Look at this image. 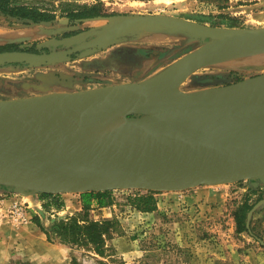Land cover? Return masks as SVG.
<instances>
[{"label": "rangeland", "instance_id": "rangeland-1", "mask_svg": "<svg viewBox=\"0 0 264 264\" xmlns=\"http://www.w3.org/2000/svg\"><path fill=\"white\" fill-rule=\"evenodd\" d=\"M19 1L48 11L53 18L26 23L0 14V46L18 43L19 48L26 49L35 42L34 49L46 53L73 46L69 39L73 33L62 34L77 29L74 27L81 20L73 21L66 10L82 9L85 5H100L110 13L108 16L153 14L221 29L264 27V0ZM121 25L122 31L117 35L120 38L113 43L73 52L65 60L0 65V100L80 92L122 82L156 79L164 74L174 78L179 71L169 72L173 64L199 53L215 41L208 35L193 36L161 25ZM29 28L42 32L33 38L6 39ZM249 42L260 43L259 40ZM226 49L216 51L204 65L174 87V91L223 90L264 73V48L234 53L225 52ZM120 119L119 112L115 122L120 124ZM140 131L149 134L142 128ZM70 136L68 133L64 139L69 141ZM75 136L71 138H81L80 141L89 137L78 131ZM93 138H97L96 134ZM97 142V139L83 141L78 147L111 152L106 146L101 147L103 142ZM263 180L264 176L176 190L109 189V204L102 207L93 204L86 212L89 219L116 221V227L105 237L104 256L86 247L48 240L32 220L37 216L42 227L49 229L52 222L60 218L83 217L82 191L46 197L44 202L50 208L45 210L40 198L44 192L0 183V264H264ZM246 196L253 203L246 215L248 231L237 232L233 211ZM145 201L148 209L143 208ZM15 202L21 207L19 215L11 211ZM56 203L61 204L62 209H55L53 204Z\"/></svg>", "mask_w": 264, "mask_h": 264}, {"label": "water", "instance_id": "water-1", "mask_svg": "<svg viewBox=\"0 0 264 264\" xmlns=\"http://www.w3.org/2000/svg\"><path fill=\"white\" fill-rule=\"evenodd\" d=\"M110 21L128 24L161 25L187 32L193 36L208 35L215 38L208 47L192 59L174 78L144 79L122 82L106 88L129 92L135 105L127 109L122 120L147 131L146 135L183 138L189 128L167 127L130 117L133 113H169L183 117L205 118L226 115L229 120L207 134L188 137L186 142L199 147L236 149L231 155L199 161H174L157 155H138L133 152L110 153L95 150L45 145L29 147L4 138L0 134V183L28 188L44 193L68 191L109 190L118 188H144L176 190L196 185L229 183L264 176V112L252 115V106L232 105L220 98L199 93L179 91L178 100H163L159 93L173 89L194 70L204 65L216 51L239 42L264 44V27L221 29L183 18L153 14H117L107 16ZM32 23L31 19H22ZM85 20V19H80ZM263 40V41H262ZM115 40H88L58 52H33L23 49L0 51V65L23 62L36 65L67 59L73 52H84L92 47H104ZM165 75V74H164ZM255 79V78H252ZM235 85V84H234ZM85 91L38 95L21 100H0V116L15 118L30 105H55L70 97H82ZM121 97L111 93L88 102L82 111H90L119 103ZM234 113H238L233 116ZM163 124V123H162ZM196 130L195 127H190ZM190 130V131H191ZM184 139V138H183ZM264 181V180H263Z\"/></svg>", "mask_w": 264, "mask_h": 264}, {"label": "bare ground", "instance_id": "bare-ground-1", "mask_svg": "<svg viewBox=\"0 0 264 264\" xmlns=\"http://www.w3.org/2000/svg\"><path fill=\"white\" fill-rule=\"evenodd\" d=\"M41 32L40 29H36L10 35L6 37V39L33 38L40 35ZM258 47L264 48V44L243 42L235 44L229 43L225 52H244ZM225 52H223V54ZM199 53L188 55L176 62L169 69V72L175 73L179 71L180 73V71ZM171 77L172 75H163L161 79L167 80ZM111 93H117L121 97V101L99 109L82 111L88 102L97 100ZM205 95L220 98L232 105L252 106V115L263 114L264 102H261V100L264 98V77L244 80L228 89L211 90ZM158 96L163 100H178L177 92L174 91V88L164 89ZM134 105L135 100L129 92L111 90L106 87L93 88L91 90H85L82 97H70L57 102L55 105L39 106L37 104H32L19 116L12 119L5 120L0 116V134L8 140L29 147L45 145L48 147L59 146L76 148L79 143L83 141L97 139V143L100 144L103 142L101 147L106 146L108 149H114L120 153L131 151L138 155L155 154L160 158L174 161H199L231 155L236 152V149L226 146L199 147L198 145L185 141L188 137L192 138L215 130L218 125L229 120V117L226 115L193 118L169 113L144 114L149 117H139V119L148 123L166 124L167 127L189 128V133L181 134L184 139L151 134L144 135L135 126L123 122L121 119L120 124H118L119 122L116 124L114 123L116 115L119 112L121 115ZM237 114L238 113H234L233 116ZM111 118L112 123L110 122ZM83 127L86 128L87 133H97V138H93L94 136L87 137V139L83 138L81 141V138H71V136L76 137L75 134L77 131L82 133ZM190 127H195L196 130L193 131ZM66 129H68V133L71 134L69 141L64 139L66 136ZM99 131H102V133H99ZM86 144L88 145V143Z\"/></svg>", "mask_w": 264, "mask_h": 264}, {"label": "trees", "instance_id": "trees-1", "mask_svg": "<svg viewBox=\"0 0 264 264\" xmlns=\"http://www.w3.org/2000/svg\"><path fill=\"white\" fill-rule=\"evenodd\" d=\"M82 9L69 8L66 10L67 16L71 17L73 21L93 18L99 16H108L110 13L104 11L100 5H88L83 6ZM0 14L12 16L18 19H31L33 22L49 21L53 18V15L48 11L38 9L31 5H26L19 0H0ZM75 31L65 32L62 36H67ZM35 42L30 47L23 49L29 51H35ZM22 49L19 48L18 43H8L0 46L2 50ZM108 190L105 191H84L81 193V203L85 210L84 216L79 217L78 215L66 216L52 222L51 227L46 229L42 227L37 216L33 217V221L41 228L47 236L48 240L56 239L61 243L69 244L71 246L86 247L92 251L98 253L101 256L106 254L105 237L111 232V229L116 227V221L113 219H101L93 220L89 219L86 212L93 205L98 207L109 204ZM54 193H42L41 200L43 201L42 206L45 210L50 207L44 202L46 197H56ZM246 196L243 201L236 205L233 216L236 222V231L243 232L248 231L246 227V215L253 206ZM53 201V200H52ZM145 201L144 209H148V205ZM57 210L62 209V205L59 203L53 204ZM101 264H107L101 262Z\"/></svg>", "mask_w": 264, "mask_h": 264}, {"label": "crops", "instance_id": "crops-1", "mask_svg": "<svg viewBox=\"0 0 264 264\" xmlns=\"http://www.w3.org/2000/svg\"><path fill=\"white\" fill-rule=\"evenodd\" d=\"M106 17L107 16H99V17L86 18L85 20H81L79 25H76L74 27L77 29H74L75 32L69 38L72 41L73 45H75L77 43H81L83 41H88V40H93V39H98L101 41L119 39L120 37L118 38L117 35L122 31V28H123L122 25L120 23H116L114 21H108L106 19ZM79 28H81V29H79ZM31 30H35V29L29 28L28 30L25 29V31H23V32H27V31L29 32ZM110 36H113V37L109 38ZM260 48L261 47H258V49H260ZM261 77H264V73L261 74L260 76L256 77V78H261ZM205 90H207V89H205ZM205 90H201L199 92V94H208V91L203 93V91H205ZM261 102H264V98H263V100H261ZM144 114H149V113H145V112L133 113L130 115V117L133 119H139V117H147L148 116V115H144ZM117 115H116L115 119H117ZM112 118L110 120L111 123H112ZM114 123L116 124L115 120H114ZM82 133L84 136H89V137H93L94 134H96V136H98L97 133H95V132L87 133L85 127L82 128ZM65 134H68V129H66ZM143 134L146 135V133H143ZM263 183H264V181H263ZM54 194H56V193H54Z\"/></svg>", "mask_w": 264, "mask_h": 264}, {"label": "built area", "instance_id": "built-area-1", "mask_svg": "<svg viewBox=\"0 0 264 264\" xmlns=\"http://www.w3.org/2000/svg\"><path fill=\"white\" fill-rule=\"evenodd\" d=\"M21 207H20V204H18V202H15L12 204L11 206V211L13 213H16L17 215H19L21 213Z\"/></svg>", "mask_w": 264, "mask_h": 264}]
</instances>
